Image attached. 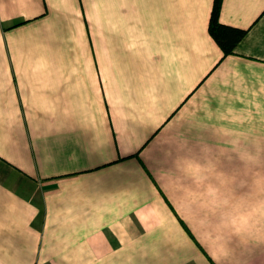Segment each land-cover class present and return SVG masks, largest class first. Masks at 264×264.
Instances as JSON below:
<instances>
[{
    "label": "crops",
    "instance_id": "0c3cea01",
    "mask_svg": "<svg viewBox=\"0 0 264 264\" xmlns=\"http://www.w3.org/2000/svg\"><path fill=\"white\" fill-rule=\"evenodd\" d=\"M0 0V264H264V0Z\"/></svg>",
    "mask_w": 264,
    "mask_h": 264
},
{
    "label": "trees",
    "instance_id": "16d2710c",
    "mask_svg": "<svg viewBox=\"0 0 264 264\" xmlns=\"http://www.w3.org/2000/svg\"><path fill=\"white\" fill-rule=\"evenodd\" d=\"M222 0H214L213 10L209 22V34L223 51L224 56L233 54L237 44L245 37L246 31L222 25L219 14Z\"/></svg>",
    "mask_w": 264,
    "mask_h": 264
}]
</instances>
